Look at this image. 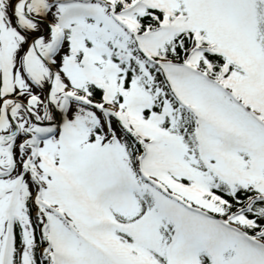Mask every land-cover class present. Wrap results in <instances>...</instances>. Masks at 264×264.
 <instances>
[{"label":"snow or ice","instance_id":"6c2138e0","mask_svg":"<svg viewBox=\"0 0 264 264\" xmlns=\"http://www.w3.org/2000/svg\"><path fill=\"white\" fill-rule=\"evenodd\" d=\"M0 264H264V0H0Z\"/></svg>","mask_w":264,"mask_h":264}]
</instances>
